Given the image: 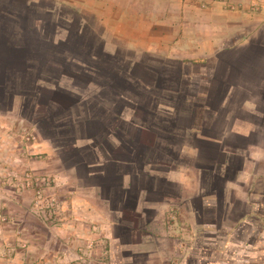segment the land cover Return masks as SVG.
<instances>
[{"label": "crops", "instance_id": "crops-1", "mask_svg": "<svg viewBox=\"0 0 264 264\" xmlns=\"http://www.w3.org/2000/svg\"><path fill=\"white\" fill-rule=\"evenodd\" d=\"M50 104L76 152L48 139ZM10 165L56 197L52 225L0 200L13 264H75L87 240V264H264V0H0V177Z\"/></svg>", "mask_w": 264, "mask_h": 264}, {"label": "rangeland", "instance_id": "rangeland-1", "mask_svg": "<svg viewBox=\"0 0 264 264\" xmlns=\"http://www.w3.org/2000/svg\"><path fill=\"white\" fill-rule=\"evenodd\" d=\"M45 71V70H44ZM43 71V72H44ZM53 74L55 72H52ZM101 75L97 77V82L105 83L107 79H109V76L104 75L100 73ZM72 76V75H71ZM96 80V79H95ZM69 87V86H67ZM82 92H88L86 91L87 88L83 84L80 85ZM107 92V88L102 87L101 93L105 95ZM30 140L32 139V135H26ZM24 142L26 141L23 136H18L17 141ZM19 143V142H18ZM17 154H20L19 150H17ZM34 156V155H32ZM68 157V156H67ZM71 157V156H70ZM72 163H74V160L71 159L66 164L67 167L71 166ZM10 169L4 171L1 174L0 177V200L9 202L10 199L15 200L14 197L7 194V191L14 190L15 192L19 193L18 199L22 202L20 211V220L23 221V224L31 223L33 221H30L27 219L28 216H34L36 219V222L38 220L43 221V218L50 222V225L54 224L56 222V214H54L55 211V200L54 198V183L52 179H50L47 176L42 175H35L29 171H20L19 167L10 165L8 166ZM19 168V169H18ZM28 175L30 179H27ZM38 178L39 180L35 181V179ZM9 193V192H8ZM4 194V195H2ZM71 201V200H70ZM71 203V202H70ZM72 204V203H71ZM7 209L9 212H12V210L15 209L14 206L5 207L4 211L0 213V225H3L5 230L8 229V224H13L15 222V218L13 214L7 213ZM75 216V215H73ZM65 218H70L68 214L65 215ZM72 218V217H71ZM70 218V220H72ZM38 219V220H37ZM29 221V222H28ZM68 234H66V244L67 242H71V231L72 229H65ZM19 238V244L20 248L25 249L26 244L24 240L21 238V233H18ZM97 244V243H96ZM94 243V240H90V242L87 240L85 245H78L76 244L74 247L71 248V252H73L76 256L75 264H87L88 262H91L90 260V254L91 251L94 248H98V245L96 246ZM8 239H4L0 241V264H13L11 260V254L12 249L9 246ZM67 249V247H66ZM87 254V255H86ZM78 256H81L82 259H78ZM68 264V262H67Z\"/></svg>", "mask_w": 264, "mask_h": 264}, {"label": "trees", "instance_id": "trees-1", "mask_svg": "<svg viewBox=\"0 0 264 264\" xmlns=\"http://www.w3.org/2000/svg\"><path fill=\"white\" fill-rule=\"evenodd\" d=\"M86 55H89V54L87 53ZM27 57L28 56H26V58L25 57L24 58L27 59ZM46 57H47V55H46ZM40 59H41V57L39 58V60ZM42 60H44V58H42ZM104 60H106V59H102L100 61L101 62H105ZM47 61H46V64L49 63V65H55V64H59L60 63L57 60V58H56V54H53L52 56L49 55V58L47 59ZM25 63H27V62L25 61ZM28 64H30L29 60H28ZM27 68H25L24 66L23 67L19 66L13 72L16 73L18 78H20V77L24 78L26 80V83H27V79L28 80H30V79H38V80L41 79L40 78L41 75H42L41 69L33 68V70H30V69H27ZM100 71L101 70H98L99 74H100ZM49 77L51 78V76H49ZM19 86H20V84H18L17 87H19ZM21 87H23V89H24V85L23 84H21ZM26 87L27 88H26L25 91H29L28 89L32 88V86H30L28 84H26ZM29 92H31V90ZM48 101H50L51 103L56 104L55 102L52 101V99L50 97L48 98ZM48 106H49L48 109H47L48 110V115H47V117L44 118L47 121L46 128H47V131L49 132L47 134L51 136V137L49 136L50 138H48V139L53 141V143H57V141L59 139H62V138L65 139V140L67 139V141H69L68 144L67 145L62 144V145H65L64 147L66 149H69L71 152H76V150L71 149V147H72L71 145H73L72 124H73V121H74V117L71 118V117H69L67 115L65 117H62V116H60L59 112H57V109H55L53 107V104H50ZM66 106H67V104L65 105V107ZM41 123H44V122H41ZM61 143H63V142H61Z\"/></svg>", "mask_w": 264, "mask_h": 264}, {"label": "built area", "instance_id": "built-area-1", "mask_svg": "<svg viewBox=\"0 0 264 264\" xmlns=\"http://www.w3.org/2000/svg\"><path fill=\"white\" fill-rule=\"evenodd\" d=\"M26 176H27V179H30V177H29L28 175H26ZM37 180H39V179H38V178H36V179H35V181H37Z\"/></svg>", "mask_w": 264, "mask_h": 264}]
</instances>
